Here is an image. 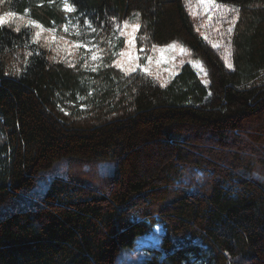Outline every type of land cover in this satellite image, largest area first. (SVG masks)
<instances>
[{"label":"trees","instance_id":"trees-1","mask_svg":"<svg viewBox=\"0 0 264 264\" xmlns=\"http://www.w3.org/2000/svg\"><path fill=\"white\" fill-rule=\"evenodd\" d=\"M69 2L107 36L139 12L135 46L181 42L207 83L189 64L162 86L112 56L95 72L24 57L30 34L0 27V264H116L156 224L161 249L139 264H264V0H217L239 8L231 69L184 0ZM12 6L63 23L58 2ZM98 164L107 180L79 178Z\"/></svg>","mask_w":264,"mask_h":264},{"label":"rangeland","instance_id":"rangeland-1","mask_svg":"<svg viewBox=\"0 0 264 264\" xmlns=\"http://www.w3.org/2000/svg\"><path fill=\"white\" fill-rule=\"evenodd\" d=\"M57 2L60 5L61 11H63L62 0H53L52 3H49V0H37V6H40L42 4H49L50 6H54V4H57ZM184 3L186 5L188 13L192 17V20L194 21L197 32L200 34L201 37H203V39L207 43H209L213 48L219 51L225 63V66L228 69H231L227 66L225 57L227 56L228 61H230L229 33L227 32V28L230 26V21L234 14L229 12L226 17H221L219 12L215 9H209L206 11L202 6L198 7L197 0H192L191 5L186 4V0H184ZM9 11L15 12L18 15L25 16L24 21L13 19L8 24V26L11 27L13 26L14 30L16 26L19 25L21 30L25 29L27 31V34L28 33L30 34L29 39H27L28 41H26V43H23L21 46L24 57H26L27 53H30V51L32 50L31 45L32 46L35 45L45 49L48 52L51 59H53L54 57L55 59L53 60L61 61L69 66H72L74 64L75 67L77 64L82 62V68L89 72L92 71L93 67L98 69V67L106 59L111 58V56L113 61L117 59H121L124 62L125 66H127L128 63L127 57L121 58L118 55H113V53L118 54L119 52L127 48V43H126L127 37L121 35L119 31H113L111 36H107L105 35V31L102 28L95 27V25H93V27L97 29V32H91L84 25V20L88 19V17L84 16L81 13H77V12L66 13L65 11H63L64 16H63L62 25L60 27L56 25L54 26L57 29L56 35L58 37L64 36L67 41H80L82 43H87L89 45V47L87 48L84 47L73 48L70 46H65L62 42L57 43L55 41L49 44L46 39L47 37L46 32L42 33L38 42H33L32 37L35 31H37V29L26 26V21L28 19H33V18L30 17L29 14H25V9L23 10L22 13H18L16 11V6H12L11 9H6V11L0 12V14ZM209 15H211V19H209ZM127 20H129L130 23H137L136 18L134 16H132ZM69 21H71L72 23H76L77 21H79L82 32V35L80 37L76 36L74 30H70L69 33H65L63 31V25L65 23H68ZM120 25L121 27H123V23ZM130 30L131 29H128V31ZM118 38L123 41L122 47L117 46V43L119 42ZM109 41L111 42V46L109 44ZM173 42H176L178 46H183L185 49H187V51L181 53L178 47L175 50L166 52L164 53L165 56L164 62L160 63L159 65H157L155 61L160 57L161 54L159 52H153L152 46L143 49V51H141L142 48H137L135 46L133 51L135 52L136 56L139 57V59L136 61V63L139 64V67L134 72H141L153 78L160 85H165L170 79L174 77V75L179 71L182 65L189 64L196 71L199 78L205 83V81H207V73L204 66L202 65L201 60L196 58L191 53V51L179 41L175 40L168 44H171ZM214 44H218L219 46L214 47L213 46ZM92 45H96L99 49L103 50L99 52V59L96 61H93L91 59L92 51L94 50L92 48ZM166 45H162L158 47H165ZM66 47L67 50H65ZM36 48L37 47H34L33 50H36ZM147 56L153 57V62L150 65L148 60L146 59ZM113 61H112V65L115 67ZM85 62H87L88 67H84ZM145 66L150 67L151 72L153 74L150 75L144 72L143 68ZM117 69L121 70L120 68ZM157 73H158V77L156 75ZM78 100L82 102V98L78 97ZM74 168H79V167L76 166ZM101 168H104V170L107 172L105 174H102V172L100 171ZM114 169L115 166L113 165L111 167L110 165L98 164L97 167L94 166L87 169V171H90V174H87V172L83 173L79 175V178L82 179V181H87L93 184L96 182V177L93 178V174H96L95 173L96 171H98L100 176H102L100 179L107 180L108 175L113 174ZM43 177L45 179H48L49 174H45L43 175ZM162 235H163L162 227L157 224L154 225L149 232L141 236H138L137 239L132 244V246L130 247L124 246L119 249V251L116 254V264H139L141 261L145 260V258L151 257L152 249H161L160 242Z\"/></svg>","mask_w":264,"mask_h":264},{"label":"snow or ice","instance_id":"snow-or-ice-1","mask_svg":"<svg viewBox=\"0 0 264 264\" xmlns=\"http://www.w3.org/2000/svg\"><path fill=\"white\" fill-rule=\"evenodd\" d=\"M52 2H53V0H49V3H52ZM191 3H192V0H186V4L191 5ZM197 6L198 7L202 6L206 11L209 9H215L219 12L221 17H226L229 12L233 13L234 15L230 21V26L227 28V32L231 33L233 31L232 26L235 24L236 19L238 18L239 8H237L235 6H229V5L217 3V0H197ZM62 8H63V11H65L66 13L76 12L75 6L72 3H70L69 0H62ZM29 12H30L29 9H25V14H28ZM133 15L136 19H138L140 16V13L137 12V13H134ZM13 19L24 21L25 16L18 15L17 13L11 12V11L4 12L3 14H0V27H2L4 25H8L9 22ZM209 19H211V15H209ZM112 20H113V24H114L113 30L119 31L121 33V35L127 37V41H126L127 48L125 50L119 52L118 54L113 53V55H118L121 58H123V57L128 58L127 66H125L124 62L121 59L114 60L113 64L115 65V67L120 68L125 73V75H127L131 72L136 71L137 68L139 67V64L136 63V61L139 59V57L136 56L133 49L135 48V43H136V33L140 29L141 25L139 23H130L129 20H124L123 21V27H121V25L116 22L115 17H113ZM84 25L91 32H97V29L95 27H93V24L90 20L85 19ZM26 26L37 29V31H35V33L32 37L33 42H38L42 33L46 32L47 33L46 39H47L49 44H51V42L55 41L57 43L62 42L65 46H70L73 48H81V47L87 48V47H89V45L87 43H82L80 41H67L64 36L58 37L56 35L57 29L55 26L45 29L42 24H40L38 21H36L34 19H28L26 21ZM128 29H131V30L128 31ZM20 30H21L20 26L17 25L15 28V31L19 32ZM70 30H74L77 37H80L82 35L81 25H80L79 21H77L76 23H72L71 21H69L68 23H65L63 25V31L65 33H69ZM142 39H146V37H142ZM109 44L111 46L110 41H109ZM213 46L218 47L219 45L214 44ZM178 47H179V51L181 53L187 51V49H185L183 46H178L176 42L168 44L165 47H158L155 44L152 45V51L153 52H159L161 54L160 57L158 59H156V61H155L156 64L159 65L160 63L164 62V60H165L164 53L175 50ZM92 48L94 50L92 51L91 59L93 61H96L99 59V52H101L103 50L99 49L96 45H92ZM65 50H67V47L65 48ZM141 51H143V49H141ZM27 55H31V53H27ZM53 59H55V58L53 57ZM146 59L148 60L149 65L153 62L152 56H147ZM225 60L227 62V66L229 68H232L233 65L230 61H228L227 56L225 57ZM25 63H27V61H25ZM72 66H74V64ZM84 67H88L87 62H85ZM96 70H97V68H95V67L92 68V71H96ZM143 71L150 74V75L153 74L151 72L150 67H148V66H145L143 68ZM156 75L158 77V73ZM205 83H207V81H205Z\"/></svg>","mask_w":264,"mask_h":264},{"label":"crops","instance_id":"crops-1","mask_svg":"<svg viewBox=\"0 0 264 264\" xmlns=\"http://www.w3.org/2000/svg\"><path fill=\"white\" fill-rule=\"evenodd\" d=\"M229 37H230V33H229ZM230 40V39H229ZM230 45V44H229ZM230 53H231V49H230Z\"/></svg>","mask_w":264,"mask_h":264}]
</instances>
